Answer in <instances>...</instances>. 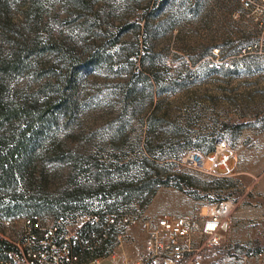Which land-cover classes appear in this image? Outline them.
I'll list each match as a JSON object with an SVG mask.
<instances>
[{
  "label": "rangeland",
  "instance_id": "obj_1",
  "mask_svg": "<svg viewBox=\"0 0 264 264\" xmlns=\"http://www.w3.org/2000/svg\"><path fill=\"white\" fill-rule=\"evenodd\" d=\"M1 1L7 10L0 15V57L37 45L46 49L4 81L8 95L17 89L34 93L53 81L52 44L103 48L110 57L80 79L72 119L61 116L56 130L35 143L25 179L10 192L0 188L2 229L15 233L26 217L53 219L74 210L177 217L205 213L207 206L229 199L237 205L233 228L208 264H260L264 5ZM39 96L43 101L42 89ZM220 140L230 147L229 170L212 174L183 162L191 151L208 155ZM10 208L14 213L8 216Z\"/></svg>",
  "mask_w": 264,
  "mask_h": 264
},
{
  "label": "built area",
  "instance_id": "obj_2",
  "mask_svg": "<svg viewBox=\"0 0 264 264\" xmlns=\"http://www.w3.org/2000/svg\"><path fill=\"white\" fill-rule=\"evenodd\" d=\"M254 1L264 5V0ZM241 3L250 7L247 0ZM230 161L225 140L218 141L208 155L191 151L183 157L187 165L212 174L229 170ZM236 206L232 200L220 199L205 213L177 217L127 210L73 211L53 219L26 217L15 233L3 230L0 218V264H208L227 244ZM137 230L143 235V247L132 256L125 248L133 243ZM256 258L264 264V250Z\"/></svg>",
  "mask_w": 264,
  "mask_h": 264
},
{
  "label": "trees",
  "instance_id": "obj_3",
  "mask_svg": "<svg viewBox=\"0 0 264 264\" xmlns=\"http://www.w3.org/2000/svg\"><path fill=\"white\" fill-rule=\"evenodd\" d=\"M81 6L88 7L84 2ZM6 10L0 0V15ZM40 49L37 45L34 50L14 51L10 56L0 57V188L7 192L17 188L20 179H25L35 157V143L45 140L52 130H56L61 116L66 120L74 116L75 90L83 75L110 58L103 48L95 51L93 46H87L79 51L64 44H52L49 49L57 59L55 73L50 75L53 81L34 93L26 94L17 89L13 95H8L4 81L20 75L30 60L40 58L46 51ZM41 89L45 94L43 101L39 98ZM127 90L130 95L134 92V89ZM69 212L73 211L64 213ZM13 213L14 209H8V216Z\"/></svg>",
  "mask_w": 264,
  "mask_h": 264
},
{
  "label": "crops",
  "instance_id": "obj_4",
  "mask_svg": "<svg viewBox=\"0 0 264 264\" xmlns=\"http://www.w3.org/2000/svg\"><path fill=\"white\" fill-rule=\"evenodd\" d=\"M135 244L131 243L125 248V251L132 256H137L143 247V235L140 231H135Z\"/></svg>",
  "mask_w": 264,
  "mask_h": 264
}]
</instances>
